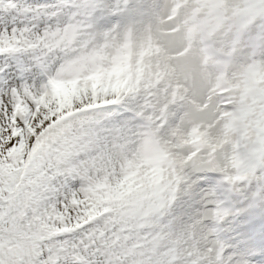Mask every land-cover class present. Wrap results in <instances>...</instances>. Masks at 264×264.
I'll use <instances>...</instances> for the list:
<instances>
[{
	"label": "snow or ice",
	"instance_id": "obj_1",
	"mask_svg": "<svg viewBox=\"0 0 264 264\" xmlns=\"http://www.w3.org/2000/svg\"><path fill=\"white\" fill-rule=\"evenodd\" d=\"M78 3L63 25L83 19L72 17ZM174 6L148 0L146 19L91 27L98 63L75 78H56L61 60L42 55L52 28L0 33V54L35 52L47 76L39 88L0 89V264H250L226 251L216 193L193 177L264 190V51L235 60L217 89L185 51ZM227 7L264 18V0ZM148 128L151 156L140 150Z\"/></svg>",
	"mask_w": 264,
	"mask_h": 264
},
{
	"label": "clouds",
	"instance_id": "obj_2",
	"mask_svg": "<svg viewBox=\"0 0 264 264\" xmlns=\"http://www.w3.org/2000/svg\"><path fill=\"white\" fill-rule=\"evenodd\" d=\"M76 8L77 11L72 13L73 19L77 14L83 19L53 27L45 41L47 52L42 55L51 56L49 64H54L57 59L61 60L54 72L58 79L75 78L92 70L98 63L97 53L88 48L92 42L89 29L92 27V16L95 12L93 0H80ZM121 10L120 8L119 11ZM178 13L183 16L180 28L186 44L185 51H197L201 66L216 74L217 89L226 87V75L245 38L251 48L250 56L258 55L264 50V32L251 35L253 18L245 12L229 13L227 0H191V3L189 0H175L172 14ZM144 137L140 150L143 155L151 156L158 147L155 135L148 128ZM212 189L216 193L213 229L220 238L223 221L228 216L239 213L236 199L242 197L240 189H234L222 176L217 177ZM260 191L261 188L257 187V195H253L249 208L258 207Z\"/></svg>",
	"mask_w": 264,
	"mask_h": 264
},
{
	"label": "rangeland",
	"instance_id": "obj_3",
	"mask_svg": "<svg viewBox=\"0 0 264 264\" xmlns=\"http://www.w3.org/2000/svg\"><path fill=\"white\" fill-rule=\"evenodd\" d=\"M16 2V3H15ZM80 0H0V33L11 32L13 29L21 30L29 28L33 32H42L47 28H53L58 25H63L68 16L74 9L73 3H78ZM117 0H103L102 6L98 7L92 16V30L93 31H105L109 29L107 26L101 28L98 20L94 18V15L99 13L100 17L107 21V14H114L118 16L119 25L123 26L134 21L147 18V4L148 0H129L127 7L121 5V11H113ZM9 4H19L27 9V6L32 10L37 8H47L50 11H58L57 15L47 16L46 19H37L34 24H29V19L26 12H22V18H11L8 13L10 11ZM23 10V11H24ZM29 15L33 17H41V15H35L34 12L29 11ZM46 16V15H44ZM257 25V28H253ZM259 30L264 32V19H258L254 22L250 31ZM254 34L253 36H255ZM264 51V50H262ZM32 52V51H31ZM251 48L247 45V39L242 41L238 50L236 60L242 61L249 56ZM19 55L14 54H0V89L19 88L24 84L31 85V80L37 77L39 88L46 82L47 76L45 69L40 66L36 58L29 59L28 52H19ZM35 54L37 53L32 52ZM15 59L16 62H15ZM6 62L8 66L6 65ZM20 66L24 70L27 69L23 75L19 73ZM213 172H200L196 173L193 177L197 181V190L208 191L215 185V179ZM257 190V181L253 180L251 183L241 184L240 192L241 198L236 199V207L240 210L237 215L228 216L222 223L221 227L223 232L220 234V239L228 246L227 252H241L245 253L250 261V264H263V255L256 258L252 257L245 249L252 246L250 239L244 240L241 238L243 235L250 233V227L247 223L255 216H259L262 219V225H264V190L260 192V203L258 207L252 209L248 205L253 199V194ZM211 224V222H208ZM240 236V237H239ZM244 242V243H243ZM243 243V244H242Z\"/></svg>",
	"mask_w": 264,
	"mask_h": 264
},
{
	"label": "bare ground",
	"instance_id": "obj_4",
	"mask_svg": "<svg viewBox=\"0 0 264 264\" xmlns=\"http://www.w3.org/2000/svg\"><path fill=\"white\" fill-rule=\"evenodd\" d=\"M15 1V0H14ZM16 3V2H15ZM15 5V7H11L10 8V11H9V13H8V15L11 17V18H22L23 16L21 15L22 14V12H26V14L28 15V17H29V19L27 20L28 22H29V24H34L35 22H36V20L37 19H46V17L48 16V15H46V16H41V17H31L30 15H29V11H25L24 10V7L23 6H21V5H19V4H14ZM27 9H30V7L29 6H27ZM37 9H41V7H39V8H37ZM45 9H47V8H45ZM24 10V11H23ZM94 18H96L97 20H98V22H99V24L101 25V28L102 27H104V26H107L108 28L110 27H112L113 25H117V24H119V23H117L118 22V19H119V17L118 16H115L114 14H112V15H110V13L109 14H107V16H106V18H107V21H106V23H105V20H103L101 17H100V15H99V13H97V14H95L94 15ZM6 65L8 66V64H7V62H6ZM25 72H28L27 71V69H19V73L20 74H24ZM38 78L37 77H35V79H33V80H31V84L33 85V86H35V85H37L38 86Z\"/></svg>",
	"mask_w": 264,
	"mask_h": 264
}]
</instances>
